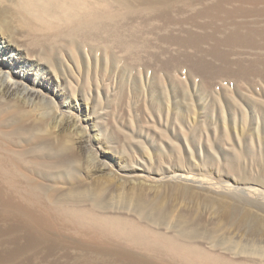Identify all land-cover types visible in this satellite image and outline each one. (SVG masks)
Returning <instances> with one entry per match:
<instances>
[{"label":"bare ground","instance_id":"1","mask_svg":"<svg viewBox=\"0 0 264 264\" xmlns=\"http://www.w3.org/2000/svg\"><path fill=\"white\" fill-rule=\"evenodd\" d=\"M155 3L139 8L130 0H0V215L28 246L81 249L97 264H262L252 257H260L264 247L244 246L243 259L205 248L201 216L191 219L178 209L192 203L196 211L203 204L202 212L234 229L258 238L264 234V217L240 201L229 205L216 198L222 190L263 206L264 180L249 184L246 173L227 159L222 166L233 183L192 171L195 151L189 149L184 125L191 115H129L123 125H114L117 135L103 123L99 135L106 136L112 156L105 160L101 151L90 149L84 163L75 150L88 135L78 129L80 119L63 118L68 104L58 107L43 91L49 74H61L60 50L100 46L107 53L114 19L125 12L154 14ZM112 41L125 53L135 47L120 37ZM64 82L70 95L79 92ZM170 126L178 133L168 134ZM118 158L121 163L113 161ZM104 170L119 182L97 179Z\"/></svg>","mask_w":264,"mask_h":264},{"label":"rangeland","instance_id":"2","mask_svg":"<svg viewBox=\"0 0 264 264\" xmlns=\"http://www.w3.org/2000/svg\"><path fill=\"white\" fill-rule=\"evenodd\" d=\"M144 2H157L156 13L143 10L119 14L114 19L118 22L109 26L111 43L108 41L107 53L100 46L60 50L61 74H49L44 85L43 91L58 107L68 104L61 110L63 118L80 119L78 129L88 134L90 142L85 140L87 137L81 138L82 143L75 148L78 155L84 163L94 149L101 151L102 159L112 156L106 136L99 135L103 123H107V132L111 126L117 135L118 129H114L118 127L114 125H123L129 115H191L184 125L187 144L196 155L190 162L194 173L217 182L223 180L219 183H233L222 166L227 159L246 173L249 184H255L256 178L264 180V0H130L139 8ZM117 24L120 29L114 27ZM114 37L133 42L136 48L127 53L120 51L112 41ZM64 81L71 82L79 92L70 95ZM176 129L170 126L166 132L177 134ZM113 161L121 163L120 158ZM100 173L95 176H100L97 179L102 182L106 178L118 181L108 176L109 170ZM82 175L89 177L85 169ZM205 191L196 190L201 196L207 195ZM217 194V199L229 205L245 203L264 217V205L222 190ZM179 208L191 219L201 216L200 236H204L207 249L243 259L247 257L242 254L244 246L264 247V234L258 238L245 229H234L225 220L202 212L203 204L196 211L192 203H182ZM3 218L0 215V264H97L95 256L87 257L81 249L28 246L23 234L10 232ZM260 252V257L252 258L264 264V249Z\"/></svg>","mask_w":264,"mask_h":264}]
</instances>
